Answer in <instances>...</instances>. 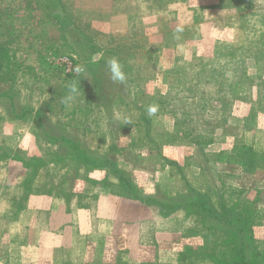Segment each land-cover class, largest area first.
Listing matches in <instances>:
<instances>
[{
  "label": "rangeland",
  "instance_id": "374dc122",
  "mask_svg": "<svg viewBox=\"0 0 264 264\" xmlns=\"http://www.w3.org/2000/svg\"><path fill=\"white\" fill-rule=\"evenodd\" d=\"M253 79L264 91V0H0V264H140L146 249L186 264L205 230L218 264H264ZM130 136L118 168L139 194L99 165Z\"/></svg>",
  "mask_w": 264,
  "mask_h": 264
},
{
  "label": "trees",
  "instance_id": "16d2710c",
  "mask_svg": "<svg viewBox=\"0 0 264 264\" xmlns=\"http://www.w3.org/2000/svg\"><path fill=\"white\" fill-rule=\"evenodd\" d=\"M58 2L59 0H46L47 3H50V2ZM55 5H53L54 7ZM58 15V14H57ZM252 83H254L253 85H255L258 90L257 92H259V94L261 95L264 91L262 89V86L259 85V83L255 82V79L252 80ZM205 94L203 92H199L198 95L200 96L197 104L194 105L195 108H199L201 110H203L204 108L207 107L208 104L207 103V100L208 98H205L203 99L202 98V95ZM264 94V93H263ZM102 97V100H104V97ZM103 102V101H102ZM140 120H143V122H145V128H144V134H148V136H144V138H146V141H149V136L150 134L148 133L150 127H151V124H150V119L148 117H145L144 115L142 116V119L140 118ZM146 123L148 125H146ZM138 125V123H136ZM139 126V125H138ZM139 131V130H138ZM132 135V132H130ZM149 142H152L153 143V140L149 141ZM136 143V140H134L132 138V136H130V142L128 144V146H124V147H116V145L114 144V141H112V144L111 145H108L105 147V150L103 152V156H102V160L100 161V167H107V166H110L112 167V170L110 172V174L107 172L106 173V178H110V177H114V178H117L120 182L123 183V186H126V189L134 194H139V189L137 188V186L135 185V183L130 180L127 176H124L121 169L118 168V166H123L125 164H131V161L129 160H120V154L122 152V150H127L128 148H131L132 146H134V144ZM141 146V145H140ZM236 146V145H235ZM241 151V155L238 154V159L240 161H242L243 165L246 166V167H249L251 166V161H249L248 163L245 162V158H247L248 154L249 153H246L245 150H247V146H241V148L239 149ZM113 156V157H112ZM112 157V158H111ZM174 164V163H173ZM108 170V169H107ZM105 179V180H107ZM137 196V195H136ZM135 196V197H136ZM196 196V199H191V200H186L185 203L186 204H190V205H198L201 201H203V198L201 196H198V195H195ZM201 200V201H199ZM153 202L155 203H158V207L156 208L158 210L159 213L162 214L163 210H165L167 208V203L169 202L165 199H156V201L154 200ZM147 203V202H145ZM197 203V204H196ZM149 204V203H147ZM221 204V208L226 210L227 208V205L225 203H220ZM210 210L212 211H215L212 207H208ZM208 217H212V218H215L217 220H221V216L218 215V214H210L208 215ZM210 230V229H208ZM195 232V231H194ZM208 233H210L209 231L205 230V232H200V231H196L195 232V235L196 236H200V239L202 240V244L203 246H201L200 248V251L198 253H194L192 251H190L189 249H186V254L184 253L182 255V257H185L188 259V262L186 264H203V261L204 260V256H209L207 259H208V263L211 261L213 264H218L219 262V257L217 255H223L225 254L226 252V249L225 248H222L223 246L222 245H215V243H213L212 241H209L207 240V237H208ZM251 235V234H250ZM226 244V243H225ZM222 246V247H221ZM244 250V249H242ZM215 251V255H214V252ZM194 255H193V254ZM229 255H225L226 258H244L242 256V252H236V251H233V250H230V253H228ZM232 255V256H231ZM212 256V257H211ZM256 256L258 257V254H256ZM233 264H237L235 262H233Z\"/></svg>",
  "mask_w": 264,
  "mask_h": 264
},
{
  "label": "clouds",
  "instance_id": "9594fccd",
  "mask_svg": "<svg viewBox=\"0 0 264 264\" xmlns=\"http://www.w3.org/2000/svg\"><path fill=\"white\" fill-rule=\"evenodd\" d=\"M109 63H110V68L114 74V78L119 79V80H123L124 76H123V73L120 71V65H119L118 61H116L115 59H112ZM155 111H156V109L154 107L150 108L149 114H153Z\"/></svg>",
  "mask_w": 264,
  "mask_h": 264
},
{
  "label": "crops",
  "instance_id": "0c3cea01",
  "mask_svg": "<svg viewBox=\"0 0 264 264\" xmlns=\"http://www.w3.org/2000/svg\"><path fill=\"white\" fill-rule=\"evenodd\" d=\"M146 250L143 252V254H145V255H144L142 261H140V264H146V263L149 264V263H152V261H154V260L156 261L158 258H160L159 255H157V253H154V252H156L155 250L154 251L153 250L152 251L151 250L146 251Z\"/></svg>",
  "mask_w": 264,
  "mask_h": 264
},
{
  "label": "built area",
  "instance_id": "2783aa9c",
  "mask_svg": "<svg viewBox=\"0 0 264 264\" xmlns=\"http://www.w3.org/2000/svg\"><path fill=\"white\" fill-rule=\"evenodd\" d=\"M68 70H70L69 67H68Z\"/></svg>",
  "mask_w": 264,
  "mask_h": 264
}]
</instances>
